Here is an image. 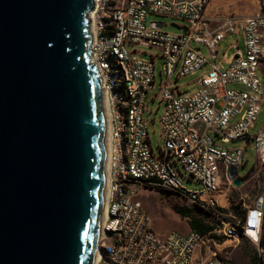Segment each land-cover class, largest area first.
Instances as JSON below:
<instances>
[{"label":"built area","instance_id":"built-area-1","mask_svg":"<svg viewBox=\"0 0 264 264\" xmlns=\"http://www.w3.org/2000/svg\"><path fill=\"white\" fill-rule=\"evenodd\" d=\"M208 2L93 0L88 13L89 61L98 75L108 123L96 264H228L209 234L156 233L136 198L139 188L148 187L181 197L218 217L228 206V192L239 188L233 186L226 171L242 167L246 145L253 148L256 164L264 167V126L250 135L264 103V3L250 17L230 15L210 29L204 16ZM148 16L179 21L183 26L176 28L182 32H165L158 21L147 24ZM228 35L237 39L242 35L243 50L237 40L230 43L222 54L224 67L218 53ZM201 46L207 56L200 52ZM157 61L162 80L156 85ZM198 72L193 92H183L182 86L175 84ZM149 102H157L156 111L161 109L158 125L162 145L157 151L148 135L149 126L154 124ZM238 141L242 147H223ZM181 178L192 188H186ZM244 178L240 177L242 184ZM244 210L238 223L221 220L216 234L230 243L248 238L256 248L259 264H264V196Z\"/></svg>","mask_w":264,"mask_h":264},{"label":"water","instance_id":"water-1","mask_svg":"<svg viewBox=\"0 0 264 264\" xmlns=\"http://www.w3.org/2000/svg\"><path fill=\"white\" fill-rule=\"evenodd\" d=\"M92 4L0 0V264H94L106 112ZM226 175L241 186L235 167Z\"/></svg>","mask_w":264,"mask_h":264},{"label":"rangeland","instance_id":"rangeland-1","mask_svg":"<svg viewBox=\"0 0 264 264\" xmlns=\"http://www.w3.org/2000/svg\"><path fill=\"white\" fill-rule=\"evenodd\" d=\"M250 1L253 4H258V0ZM151 21L163 23L162 30L165 32H182V30L171 26L172 24L175 26H183V24L179 21L165 17L148 16L146 18V23L149 24ZM232 41L233 38L230 37L229 39L223 40L219 46L218 61H222L224 67H226V64L223 61L222 54ZM239 49L241 51L243 50V40L240 42ZM138 50L145 53L152 52L146 48H138ZM199 50L204 56H207V51L203 46L199 47ZM230 53L231 52L228 51L227 55H230ZM141 56L143 58H149L147 54H142ZM159 70L160 62L157 61L156 85L160 80H162V77L159 75ZM261 71L264 75V64ZM200 72L195 75L179 79L175 82V84L182 86L183 92H193L196 89L195 81L198 79ZM172 78V81H174V76ZM148 107L152 110L150 118L154 119V124L150 125L148 129L150 145L154 151H157V148L162 145L158 125V118L161 115V109L156 111L157 102H149ZM263 126L264 103L261 105L259 115L252 130L250 131V135H254ZM209 135L214 137L211 132ZM217 142H219V140H217ZM223 147L236 149L242 147V143L240 141L230 142L228 144H224ZM182 174L186 177L183 172ZM237 174L239 177L245 176L244 183L239 188L232 189L228 192V206L225 210H221L219 212L220 215H218V217H214L203 212L200 208L191 205L187 200L181 197L168 194L166 192H160L156 189L148 187L139 188L136 198L141 202L142 207L150 217L152 228L156 233L167 234L169 232H178L185 235L192 231L189 228V222L195 221L197 225L206 231L205 234L210 235L214 241L216 251L227 261L228 264H259V257L256 248L248 238L241 237L238 243H230L221 235L216 234V228L221 220L227 219L230 222L238 223L240 219H242L244 207L251 205L260 195L264 196V167H260L256 164L255 153L250 144L246 145V154L243 160V165L238 169ZM181 180L186 188H192V185L185 179L181 178ZM261 244L264 248V218L262 223Z\"/></svg>","mask_w":264,"mask_h":264},{"label":"crops","instance_id":"crops-1","mask_svg":"<svg viewBox=\"0 0 264 264\" xmlns=\"http://www.w3.org/2000/svg\"><path fill=\"white\" fill-rule=\"evenodd\" d=\"M263 3L264 0H258V4H253L250 0H209L204 16L208 21L209 28L215 29L222 22L227 20L230 15H233L235 18H247L252 16L259 10L260 5ZM230 37L233 38L232 42L237 40L239 48L242 35H240L238 39L234 35H228L225 40Z\"/></svg>","mask_w":264,"mask_h":264},{"label":"trees","instance_id":"trees-1","mask_svg":"<svg viewBox=\"0 0 264 264\" xmlns=\"http://www.w3.org/2000/svg\"><path fill=\"white\" fill-rule=\"evenodd\" d=\"M189 228H190L192 231H194V232H196V233H198V234H200V235H204L205 232H206L202 227H200L199 225H197V224L195 223V221H190V222H189Z\"/></svg>","mask_w":264,"mask_h":264},{"label":"bare ground","instance_id":"bare-ground-1","mask_svg":"<svg viewBox=\"0 0 264 264\" xmlns=\"http://www.w3.org/2000/svg\"><path fill=\"white\" fill-rule=\"evenodd\" d=\"M104 125H105V154H106V148H107V135H108V129H107V126H108V123H107V120H106V116H105V123H104ZM104 169H105V173H107V163H106V160H105V167H104ZM106 176V175H105ZM101 218H103V212H102V216H101ZM100 236V235H99ZM96 261H97V259H96V256H95V259H94V264H96Z\"/></svg>","mask_w":264,"mask_h":264}]
</instances>
